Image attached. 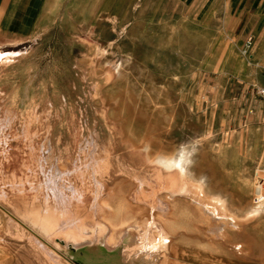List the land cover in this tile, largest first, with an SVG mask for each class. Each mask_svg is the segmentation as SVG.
Listing matches in <instances>:
<instances>
[{
  "label": "rangeland",
  "instance_id": "1",
  "mask_svg": "<svg viewBox=\"0 0 264 264\" xmlns=\"http://www.w3.org/2000/svg\"><path fill=\"white\" fill-rule=\"evenodd\" d=\"M5 8L0 0V264H113L144 218L166 229L177 219L156 264H264V37H254L264 21L228 20L224 0ZM181 152L187 182L202 181L236 217L261 215L234 226L169 199L176 173L161 162Z\"/></svg>",
  "mask_w": 264,
  "mask_h": 264
},
{
  "label": "bare ground",
  "instance_id": "2",
  "mask_svg": "<svg viewBox=\"0 0 264 264\" xmlns=\"http://www.w3.org/2000/svg\"><path fill=\"white\" fill-rule=\"evenodd\" d=\"M189 160H190V158H189ZM161 163L165 164L166 168L173 169L174 172L176 173L175 176L173 175L172 178L170 177V183L168 182V184H169V188H168V193H169L168 197H169V199H174V197H176V196L185 197L188 200H190L193 204L198 206V208H200L201 211L203 213H205V215H207V216H209L211 218H214V219L216 218V219L226 220V221L230 222L231 224H233L234 226L240 225L241 223L249 221V220H251V219H253V218H255V217H257L259 215V211L256 210V211L247 213L242 218H239V217H236L235 215L229 213L224 208V204H223L222 201H220V200H212V199L206 198L204 193H203V191H202V187L200 186V184L190 183V182H187L185 180V177H186V174H187L188 159L185 157V153L184 152H181V154L179 156L175 157L172 160L170 159V160H167V161H163ZM159 173H160V171H159ZM155 179H156L155 181L157 182V178H155ZM163 181H162V183H163ZM167 181H169V180H167ZM164 185H165V183H164ZM164 193H166V192H164ZM154 199L155 198H153V196H152L148 200H149V203L151 205L156 206V212H157L156 215L158 217H160L161 219L167 221V223H169L171 221V212H170V210H168L167 207L161 201H159L158 199H155V200ZM48 212H50V211H48ZM138 225H139V223H138ZM12 229H13V227H12ZM101 230H102V227H97L95 233L91 236L92 241L90 243H91L93 249H99L100 248V244H98L99 241H97L98 240L97 238H98ZM9 232H11V231H9ZM210 232L213 233L214 231H210ZM0 233L2 234V232H0ZM215 234L218 235V232H216ZM11 237H13V236L11 235ZM172 239H173L172 234H170L167 231V229L164 227V225H162L160 222H157V221L155 222V220L153 221V220H148V219L144 218L142 223H141V225L138 226L137 229H130V231H128L126 233V235H125V237L123 239V244H122V247H123V245L126 247V252L125 253L124 252L119 253L118 261L113 263V264H124V262H123L124 258L128 259L129 264H156L157 260H158V257L161 254H164L165 251H167L166 250L167 246L171 243ZM25 240H24V242H25ZM195 241H197V240H195ZM36 242H38V241L35 240L34 243H36ZM38 247H40V251H41L42 255L44 256V258L48 262L55 263L56 258L54 257L53 254H51V252L48 249H46V247H44L42 245H40V246L38 245ZM123 250H124V248H123ZM83 260H85V259L83 258Z\"/></svg>",
  "mask_w": 264,
  "mask_h": 264
},
{
  "label": "crops",
  "instance_id": "3",
  "mask_svg": "<svg viewBox=\"0 0 264 264\" xmlns=\"http://www.w3.org/2000/svg\"><path fill=\"white\" fill-rule=\"evenodd\" d=\"M20 0H2V7L6 5L5 9H2V13H6L7 12V7L10 5H14V9L17 6V4L19 3ZM218 0H206V4L210 5L212 2V5L215 6V3ZM224 3L230 4L232 6H234V9L231 12V16L233 15L234 17H230L228 20L232 19L233 21H240V22H257V21H264V0H224ZM14 9L10 10V12L8 14H10V17H8V21L11 20V17L13 15ZM214 10V9H213ZM212 10V11H213ZM6 19V18H5ZM7 20V19H6ZM254 37H264V30L258 32V33H254ZM186 180V179H185ZM187 181V180H186ZM190 183H197L200 184V186L202 187V191L205 195L206 198L208 199H212V200H220L223 202L224 204V208L231 214H238L234 211H232L229 207L228 204L226 202V200L221 199L219 197H215V196H208V194H206L205 190H204V183L200 180H196L192 177L191 175V179L189 180ZM178 197V196H176ZM239 204V202L234 203V208H237V205ZM259 211V214L261 215V206L257 207L256 209H252L249 210L247 212H245L244 214L246 215L249 212H253V211ZM175 218V217H174ZM241 218V217H239ZM176 218L173 222H171L169 224V226L167 227V229L172 233V236L176 235L173 230H177L178 226H177V222H176ZM196 227L195 229H199L198 226H194ZM193 227V228H194ZM176 228V229H175Z\"/></svg>",
  "mask_w": 264,
  "mask_h": 264
},
{
  "label": "built area",
  "instance_id": "4",
  "mask_svg": "<svg viewBox=\"0 0 264 264\" xmlns=\"http://www.w3.org/2000/svg\"><path fill=\"white\" fill-rule=\"evenodd\" d=\"M256 95L259 97V99L261 100V102L263 103V106H264V88L258 87L256 89ZM258 188H261V187L259 186ZM262 200H263V196H261V194H256L255 202L259 203Z\"/></svg>",
  "mask_w": 264,
  "mask_h": 264
}]
</instances>
